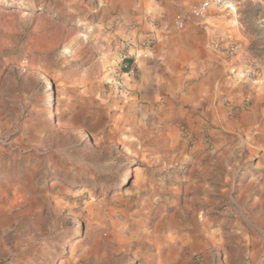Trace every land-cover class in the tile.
I'll use <instances>...</instances> for the list:
<instances>
[{
	"label": "rangeland",
	"instance_id": "rangeland-1",
	"mask_svg": "<svg viewBox=\"0 0 264 264\" xmlns=\"http://www.w3.org/2000/svg\"><path fill=\"white\" fill-rule=\"evenodd\" d=\"M172 1L0 0V264H264L250 90L223 98L229 124L194 103L140 111L131 88L65 87L78 62L120 72L132 43L157 41L142 27L184 18ZM234 1L264 55V0Z\"/></svg>",
	"mask_w": 264,
	"mask_h": 264
},
{
	"label": "crops",
	"instance_id": "crops-1",
	"mask_svg": "<svg viewBox=\"0 0 264 264\" xmlns=\"http://www.w3.org/2000/svg\"><path fill=\"white\" fill-rule=\"evenodd\" d=\"M199 1L173 0L166 8L171 20L174 15L185 18L182 28L172 21L159 23L156 32L152 26L141 28V35L147 30L145 34L157 37V41L148 48L129 49L130 54L137 53L135 76L123 70L119 73L136 101L141 102L138 106L132 100L131 105L153 112L173 108L177 101L194 103L204 115L230 124L233 116L224 110L223 98L239 103L250 90L251 105L240 115L247 112L251 118L262 117L264 67L260 68V62L264 63V55L255 54V38L240 20L239 5L234 12L212 7L204 16L187 17V8ZM232 43L236 49L229 52ZM77 65L78 70L65 78L66 88H118L113 82L117 73L105 62L90 70L80 62Z\"/></svg>",
	"mask_w": 264,
	"mask_h": 264
},
{
	"label": "built area",
	"instance_id": "built-area-1",
	"mask_svg": "<svg viewBox=\"0 0 264 264\" xmlns=\"http://www.w3.org/2000/svg\"><path fill=\"white\" fill-rule=\"evenodd\" d=\"M234 3V0H202L198 5L194 8V13L196 16H204L207 14L208 10L212 7L220 8V9H228L231 4ZM185 25V19L180 18L176 21L177 28H182ZM155 44L154 38H145L140 42H135L130 45L131 47H139V48H148ZM236 49V45L234 43L230 44L228 47V51L232 52ZM137 53L130 54L129 51L123 55L122 60V68L121 70L126 71L128 74L135 76L137 74V69L135 66V58ZM132 60L131 62L129 60ZM120 72L117 73L114 83L119 88L122 94L128 93V88L124 81L120 77Z\"/></svg>",
	"mask_w": 264,
	"mask_h": 264
},
{
	"label": "trees",
	"instance_id": "trees-1",
	"mask_svg": "<svg viewBox=\"0 0 264 264\" xmlns=\"http://www.w3.org/2000/svg\"><path fill=\"white\" fill-rule=\"evenodd\" d=\"M129 61L131 62L132 60L130 59Z\"/></svg>",
	"mask_w": 264,
	"mask_h": 264
}]
</instances>
